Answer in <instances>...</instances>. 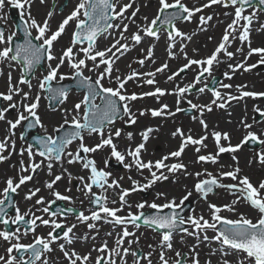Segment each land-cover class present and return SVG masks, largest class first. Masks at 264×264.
<instances>
[{
	"label": "snow or ice",
	"instance_id": "obj_1",
	"mask_svg": "<svg viewBox=\"0 0 264 264\" xmlns=\"http://www.w3.org/2000/svg\"><path fill=\"white\" fill-rule=\"evenodd\" d=\"M6 3L19 10L22 23L16 26L19 32L11 31L7 35L4 28L0 27V65H7L9 68L6 92H0V100L7 102L6 107H0V121H4L7 125L5 135L0 138V163L16 154V141L13 137L16 135L14 130L18 126L23 127L26 122L28 129L43 128L45 135L34 137L38 148L34 149L32 144H28L27 147L20 149L18 177H7L5 186L0 190V197H2L0 198V224L11 223L18 226L15 231H0V240L7 244L4 254H0V264H60L58 260L53 261L51 257L55 251L53 245L59 248L67 264H127L129 255L133 257V264H144V261L147 264H153L151 251L138 256L137 251L131 248L133 243L139 242V237H136L135 232L129 231L127 225L139 229L141 222L159 236L160 264H186V262L187 264H202L196 249L200 243L211 241L219 245L217 249H210V256L219 257L217 264H264V180L254 185L247 175H241L238 157L234 155L249 143L264 148V130L252 131L253 124L248 123L246 118L241 119L239 123L245 132L239 143L233 145L228 132L215 128L210 130L209 124L203 118L205 112L213 111V106L226 109L232 101L264 98V91L246 90L248 88L246 84L236 85V94H233L230 91L222 93L216 88L209 89L208 83L203 82L206 74L211 76L213 66L221 63V55L232 60L236 53L243 54V48H237L236 53L228 50L237 38L241 44L247 42L248 51L241 61L228 64L230 72L224 73L225 78L231 80L237 70L248 72L258 65H264V47H252L250 40L251 25L256 13L244 14L243 6L250 5L252 0H207V3L192 7H189L184 0H157L155 15L151 19L145 15L143 24H137L136 31L131 32L130 35H126L129 33V23L125 21L135 24V18L140 12V8L136 7L130 16L127 15L128 10L134 7V0H128L126 3L122 0H78L74 9L59 22L55 30L50 23L54 15L53 11H48L42 20H38L33 15L32 9L37 0H0V9H3ZM38 3L44 5L46 0H38ZM259 4L264 5V0H259ZM212 5H221L224 8L233 7V18L227 24L222 38L210 55L201 59L190 58L185 51V41H191L192 36L182 32L177 24L181 21L191 22L197 13H201L203 9ZM212 19L211 15H201L199 17L200 31H206V26ZM70 23L74 24V30L70 35L69 43L62 45L57 54L55 45L60 42V38L65 34ZM113 32L118 33V36L113 38V42L103 49L99 48V38L104 36L107 39L112 36ZM19 33H22V42H15L20 40ZM162 34L165 36L168 57L176 58L175 48L179 42V51L186 61L176 72L168 75L167 81H174L185 70L196 66L193 80L184 86L176 84L171 92L154 87L151 91L139 94L129 93L127 85L130 81L140 82L142 80L143 84L156 85V74L165 72L169 65L165 62L154 71L139 72L132 69L129 64L128 68L131 70L125 75L120 73L116 67L117 61L132 48L140 45L145 37L159 41ZM141 51L146 55L134 62L143 67L146 61L153 58L154 45L141 49ZM254 54L260 59L257 64H248V59ZM45 62V72L36 78L37 83L34 86L32 77L37 68L43 67ZM65 68L68 72L63 71ZM13 69L19 73L16 81L13 79ZM86 72L94 76L86 75ZM2 74V69H0V75ZM65 80H74L76 87L83 92L82 99L71 109L62 107L70 94L69 89L61 83ZM106 80L107 85L104 83ZM201 83L203 86L198 88V92L202 94L210 90L213 97L211 102L198 104L188 99L186 103L191 110L199 113V117L193 115L192 119L198 120L203 129L202 135L193 136L191 130L186 133L182 128L177 127L171 133L174 138L179 137L180 139L177 149L154 161H145L142 152L146 151V143L151 134L158 131V129L146 127L139 133L140 143L134 147L129 145L124 151L119 150L114 140L121 137L122 129L112 127L117 120L132 126L138 123L140 117L149 114L153 118L174 117L177 113L185 111L180 104L185 100L186 94ZM21 86H27L28 91H24ZM34 87L38 91L32 95ZM219 87L232 89L233 85L220 83ZM165 95L176 96L174 111L169 108L168 104H161L158 108L132 110L134 101L145 97H154L159 101V98ZM16 97H19V100ZM42 99L49 102L52 111H60L63 114L62 123L53 129V134H47V129L38 112ZM57 105L61 107H56ZM10 110H16L15 119L7 118L6 114ZM253 112L261 117V120H254V123H264V109L254 106ZM245 113H247V106H245ZM85 133L90 137L98 136L99 142L94 145L86 144ZM126 135L129 141L133 140L132 132ZM209 138L214 142L215 151H206L208 149L206 141ZM21 139H24L23 134ZM74 142L78 143L74 150H70ZM189 146L194 149L195 160L185 163L182 157ZM105 147L110 149V158H114L126 170L138 172L145 182L141 183L129 175L127 179L131 181L132 186L124 188L120 181L125 177L110 179L112 174L105 168L98 167L96 160L90 155ZM6 152L7 155H5ZM224 153L233 154L232 160L236 162L235 167L229 166V170H221L215 175L207 168L195 173L189 171L190 163L218 164L221 154ZM25 155L28 158L27 163L23 159ZM37 156L41 158L39 162L35 159ZM129 158L130 162H126ZM169 161L174 162L169 163ZM65 162L68 165L79 164L87 174L74 177L64 167ZM253 162L264 165V150L254 151L249 164ZM108 163L109 160L105 159V167ZM57 164L60 165V173L54 174L53 169ZM45 168L47 175L53 178L45 181L43 186L50 190L55 199L46 200L40 196L35 199V205H40L41 207L36 211L47 214L48 218L44 215H36L31 208L21 212L20 208L15 205L11 194H18V190L23 185L32 181L35 174ZM145 170L148 176L143 175ZM178 173H182L185 177L193 175L196 177L193 189L187 190L179 203L175 197L169 199L167 193L157 192L156 199L163 198L164 203L145 201L136 204L138 210L147 207L155 210V214L145 215L143 211L137 213L128 211L127 216L120 215L125 207L131 208L127 200L131 193L150 189L157 183L169 180L170 177H177ZM65 174L68 176L69 183L73 179L79 181L78 191L82 192L89 204L94 206L87 214L85 211L75 213L77 223L72 224H65L63 219H57L58 216L66 219L65 214L73 213L72 208L59 209L57 212H52L49 208L55 201L72 202L71 196L54 190V186L64 178ZM224 179H230L234 183L225 184L222 182ZM172 182L175 183L176 179H172ZM94 189H99V193ZM216 189L228 191L235 196V199L231 204L222 206L208 202L209 218L203 214L195 215L194 209L192 215L186 217L180 215L182 206L192 196L193 191L207 202L209 194H213ZM40 191L39 187L28 189L24 200H33ZM67 191H71V188ZM110 191L116 197L115 199H109ZM241 202L246 203L258 213L255 220L243 213H239L236 219L222 215L225 211L236 213V205ZM8 207L15 209L14 216H8L6 211ZM165 209L169 211L165 213ZM99 221L113 225L114 229L117 226L121 228V231L116 234L115 246L109 247L105 240L98 246L94 245L86 253L78 252L73 247L75 242L96 239V236H91L89 233L83 236L77 235L75 230L78 224H85L90 231L95 230L98 235L99 229L96 222ZM19 225H27V227L22 231ZM41 226L50 228V231L46 235L37 233V229ZM58 229L63 230L62 237L56 235ZM208 230L214 233L212 237L207 235ZM177 231L182 233L181 243H185V236L195 237L197 240V244L189 249L190 258L184 252L174 248L173 240ZM30 233L32 238L24 242V237ZM106 235L112 236L113 233L109 232ZM129 237H136V239H128ZM61 240L62 242L58 243ZM149 248L155 251L153 245H149ZM93 251L97 253L95 257L92 256ZM167 252H174L175 259L168 258ZM229 256L235 259L230 260ZM204 264H212V260L209 258Z\"/></svg>",
	"mask_w": 264,
	"mask_h": 264
},
{
	"label": "rangeland",
	"instance_id": "obj_2",
	"mask_svg": "<svg viewBox=\"0 0 264 264\" xmlns=\"http://www.w3.org/2000/svg\"><path fill=\"white\" fill-rule=\"evenodd\" d=\"M122 2L126 3V2H128V0H122ZM184 2L189 7H192L194 5L200 6L204 3H207V0H184ZM71 5L72 4H71L70 0H53V1L49 2L47 12L51 10L54 12V14L55 13H63V12H65L66 9L71 7ZM150 5L154 7L152 12L147 11V8ZM136 7L140 8V12L138 13V16L135 18L136 23L133 24L130 21H127V20L125 21L126 23H129V33H127L126 35H130L131 32L136 31V26H137V24H139L138 23L139 20L142 21L140 24H143V17L145 15H147L149 17V19H151L155 15L156 8H157V0H134V7L132 9L128 10L127 15L130 16L131 12ZM11 9H14V8H12L7 3L5 4V7L3 9H0V25L4 28L6 35L9 34L11 31H14V29H13L14 23L10 19V14H11L10 10ZM14 10H15L14 14L18 15L20 18L19 10H17V9H14ZM233 10H234V8L231 6L228 8H224L221 5H212L211 7L203 9V11L201 13H197L193 17L191 22H186V21L179 22L177 24V27H179L182 32L187 33L188 35H195L196 33H199V32H205L204 36H202L201 38H199L197 40V44L204 43L205 47L208 48L211 45V39L210 38L215 36L216 33H213L212 36L210 37V35L208 33V31H209L208 29L206 31H200L199 17L201 15L209 16V15H211L210 13H212L214 15L212 21H215V23L212 26H210V29L211 30L221 29L222 26H221V24H219V21H221L222 17L225 15V13H227L228 11H233ZM253 12L256 13V16L253 19V22L251 25V31L253 32L254 35H256L255 33H257V31L260 27V26H257L256 24L260 23V21H261V23H264V12L251 7V8L245 9L244 14L245 15H251ZM33 15L35 16L34 12H33ZM36 18H38V17H36ZM232 18H233V15L231 17V20H232ZM117 23H119V21H117ZM241 23H243V22H241ZM70 26H71L72 30H74V24L70 23ZM56 27H57V25L54 27V29ZM66 30H67V28H66ZM223 32H224V29L222 32H220V34L223 35ZM117 36H118V33L113 32L112 36H110V38L109 37L107 38V39H110L109 45L113 42V38H115ZM62 37H63L62 39L60 38V42L55 45V49H56L57 54H59L61 46L67 45L69 43V40H70V36H67V37L62 36ZM101 38L104 39L105 41L107 40V39H105L104 36H101L98 40V47H99V43L101 41L100 40ZM236 40H238V38ZM256 41H258L257 37L252 36V38H251L252 47L257 46L255 43ZM156 43H157V41H155L153 38L145 37V39L143 40V42L140 45H137L134 48H132V50L130 52L126 53L123 57L120 58L119 61H117L116 67L119 69V72L127 75L129 73V71L131 70L128 68L129 64H131L132 69L139 70L140 67L134 61L138 58H143V56L146 55V53L142 52L141 49H146L147 47L153 46ZM185 43H186V41H185ZM177 44H179V42ZM176 48H175V51L177 53L176 57L182 56L181 61L184 62L183 54L180 53L177 46H176ZM229 51L236 53L235 49L229 50ZM247 51H248V48L245 49L243 54H241V53L236 54L232 60H229L226 56L221 55L220 56L221 63H219L218 66H214L213 67L214 70H216V71L222 70V71H224L223 73L229 72L230 69L228 68V64L229 63L235 64L236 62L241 61L243 59V55L247 54ZM199 53L202 56V58L205 57L204 51H200ZM195 57L198 58V54H196ZM165 59L167 60V63L170 66V68L175 69L176 65H178V62L177 61L173 62V60L168 58V55H166ZM259 59H260V57L254 54L253 56H251L248 59L247 63L248 64H257ZM152 61L153 60L150 59V60L145 62V64L147 63V66L151 68V70H149V71H153L152 70L153 68H157L159 66L158 64H156V65L151 67ZM180 67H178V69ZM0 69H2V72H3V74L0 75V92H6V80H7V73L9 71V68L7 65H0ZM45 69H46V62L43 65V68L38 69L35 72L34 76L32 77V83L34 86L37 83L36 78L40 77L45 72ZM178 69H175V70L177 71ZM187 70L185 72L181 73L180 76H185V77L188 76V77L186 78V80L184 82H182L180 84L185 85V84H187L193 80L194 75H195L196 66H193L192 68H190L189 69L190 71H187ZM63 71L68 72V69L65 68V69H63ZM237 71H238L237 73L233 74V78L231 80L226 79V78L220 79V75L208 76L206 74L203 82L208 83V86H209L210 81H212L213 79H218L219 81L217 83V86L215 87L217 90H220V87H219L220 83L231 84V85H233V88H235L236 85L247 83L246 85H248V89H250L252 91H257V92L264 91V69L259 70L256 67V68L252 69L251 72H249V71L244 72L243 70H237ZM189 72L192 76H190L188 74ZM85 74L94 76V74L87 73V72ZM12 75H13L14 81L18 80V76H19L18 71L13 69ZM223 76H224V74H223ZM68 81H71V80H65L63 82H68ZM104 83L107 85L108 81L106 80ZM171 85H174V83H172ZM202 86H203V83L197 85L196 88H194L193 92H189L188 94H186L185 100H183V104L180 107L184 108L185 111L191 110L189 108V105L186 103V100L190 99L194 103H197L198 101H200V96L205 95V94H206V96L209 97V100L211 101L213 99L211 91H205L202 94L198 92V88L202 87ZM21 87L24 88V91H28L27 86H21ZM146 90H147V86H146V84H143L142 81H140V82L130 81L127 85V91L129 93L136 92L137 94H139V93L145 92ZM36 91H38V89L36 87H34L32 90V95H35ZM82 95H83L82 92L81 93L70 92L69 96H71L72 98L69 99V97H68V99L71 103V107L75 103L79 102L80 99H82ZM17 100H19V97H17ZM160 102H161L160 98H159V101H157L156 98H154V100H151V99L145 97L141 100H137V101L132 102V110L137 111V109L158 108ZM6 106H7V102L1 100L0 107H6ZM246 106H247V113L244 112V115L245 114L247 115L249 113H253V107L254 106H259L261 109H264V102H260V101L258 102L257 101V104H254L253 106H251V105H246ZM57 107H61V106H57ZM175 107L176 106H174L173 104L171 106L169 105V108L173 111L175 110ZM192 111H193L192 115H182V112H181V113H177L176 116H174V117L153 118L149 114V115H146L144 117H140L139 121L136 125H132V126L128 125L127 130H125V126H127V125L124 124L123 121L118 120L115 123V125L112 127L113 128H121L122 133H121V137L116 138L114 140V142L118 145V148L120 151H124L129 145L134 147L136 144L141 142V137H140L139 133L144 128L152 127V128L158 129V131H154L151 134L150 139L146 143V151L142 152V157L145 161H147V160H153L154 161L156 159H159L163 155L167 154L168 152L176 150L178 143L177 142L176 143H170L171 142L170 139H172V137H173L171 135V133L178 127V126H176V124L180 123L181 120L192 119L193 115L199 117L198 112H196L194 110H192ZM38 112L42 118V121H43L45 128L47 129V134H53V129L55 127H57L60 123H62V115H63L62 112L49 110L48 109V102L45 99L41 100L40 108L38 109ZM16 115H17L16 110H10L6 114L8 119H15ZM222 115H223V112L220 109L213 106V111L212 112H205L203 118L204 119H214V120H216V123L222 124V121H221L222 119L220 118V116H222ZM171 119H174L173 120L174 123H173V121H171ZM6 127H7L6 123L4 121H0V138H3V136L5 135ZM21 129H22V127L18 126L14 130L15 134H16L15 137H13L16 141V154L13 155L14 160L10 164V169L8 170V173L5 172V167H6L5 164H6L7 160L0 163V182L2 183L0 185L1 188L5 186V180L7 177H10V176L11 177H15V176L18 177L19 160L21 159V157L19 156V151L21 148H25L28 145L26 142L23 143L24 140H22L20 137L22 134ZM128 132L133 133L134 138L131 141H129L127 139L126 134ZM37 133L40 136L45 135L44 129L40 128V127H38ZM229 134H231V133H229ZM98 142H99L98 136L93 135L90 137L85 133V143L86 144L94 145L95 143H98ZM77 143L78 142H74V144L72 145V150L75 149ZM190 147L191 146H189L188 149H186V152L188 151V153L190 154L189 158L192 161H194L196 154L194 151H192V152L190 151V149H191ZM5 155H7V152L5 153ZM90 155L92 158H94L96 160L98 167L105 168L106 171H108L112 174L110 179L111 178L119 179L121 176L125 177V179L120 181V183L122 184V186L124 188H130L132 186L131 181H129L127 179V177L129 175H131L133 179L139 180L141 183L145 182L143 179V176H141L138 172H136L135 170H132V171H129L130 172L129 173L128 170H126L122 164L117 162L114 158H110V149L107 147L103 148L102 150L97 151L96 153H92ZM232 155H233L232 153L221 154V156L219 158V163L216 165H212V164L203 165V164L191 163L192 165L189 164V171L195 173L196 171H202L204 168H207L208 171L212 172L215 175L217 172H219L221 170H224V171L229 170V166H231V167L236 166V162L232 160ZM234 155H236L238 157L239 167L241 168V175H247L254 185H258V183L260 181L264 180V165H261L258 162H253V163L249 164V161L252 160L254 152H247L245 150H241V151H238L237 153H235ZM23 159L27 163V160H28L27 155H25L23 157ZM35 159L37 162H39L41 160V158L39 156H37ZM105 159L109 160V163L107 164L106 167L104 164ZM126 162H130V158H129V160H126ZM171 162H174V161H169V163H171ZM75 165L77 166L76 170L80 171L81 173H83L85 175L87 174L86 171L81 169V166L79 164H75ZM111 166L113 168H117V169H112ZM118 166H120V169H118L119 168ZM222 166H223V168H222ZM11 167H13V172H12ZM64 167L67 168L69 172H71V173L73 172L71 165H68L66 162L64 164ZM53 172H54V174L60 173V165L59 164L55 165ZM143 175L144 176L149 175L147 170L144 171ZM41 178H44V179L41 180ZM45 178H46L45 172L44 171L43 172L38 171V173L34 176V179L32 181H29L26 183V184L30 185L28 189L39 187L41 189L40 193L51 194L50 190L43 186L45 181H47ZM172 179H176V182L173 183ZM195 180H196V177L194 175L189 176V177H185L182 173H178L177 177H170V179L167 180V182L165 183V186L162 187V190H160L158 188V186L161 183H157L152 188L147 189L145 191H137V192L131 193L128 196L129 204L131 205V208L129 209L128 207H125V209L121 213L124 216H127L128 211H131L133 213H137L138 211H143L144 213H146L147 211L150 210L149 208L146 207L145 209H141V210H138L136 208V204L141 203V202H145V201H147L148 203H151L153 201H155L158 204L164 203L165 201L163 198L156 199V193L157 192H165V193H167L169 199L175 197L177 200V203H179L180 198L185 194V192L187 190L193 189V185L195 183ZM72 181H74V183ZM72 181H71V183H69L68 176H67V174H65L64 178L61 181H59V185L54 186V190L60 191L62 194L69 195L73 198L71 203L63 201V203H65L67 206L73 207V205H74L75 208L80 209V211H85L87 214L90 211V207L88 206L89 201L83 195L82 192L78 191L79 181L76 179H73ZM222 182L225 184L234 183L230 179H224ZM69 188H71V191H67V189H69ZM28 189L25 190V192H27ZM94 191L99 193L100 190L94 189ZM111 194L112 193L110 191L108 193L109 199L110 200L115 199L116 197L114 195H111ZM52 198L54 199L53 196H52ZM232 200L230 199L229 192L224 190V189H217L213 194H209V196L207 197V202L205 200L201 199L199 197V195L193 191L192 196L188 200L191 202L192 208L185 215V217L187 215H192L193 209H194V214L197 216H199L200 214L208 213V208H207L208 202L217 204L218 206H222L224 204H231ZM246 208L248 210H252L249 207H246ZM239 213H240L239 211H237L236 213H230V212L225 211L222 213V215L229 217V218L236 219V218H238ZM96 223H97V226L99 229L98 235H97L95 230L90 231L85 224H78V226L75 230L76 234L79 236H83L85 233H89L91 236H96L95 240H92V239L88 240V244L91 245V247H89L90 250L93 248L94 245L98 246L101 243H103L105 240H107L109 247H111V244H110V241L108 238L104 237L103 241H100L98 236L102 237L104 232L109 233L112 230H115L118 233L121 231V228L119 226H117L114 229L113 225L105 223L103 221H99ZM185 226H187V225H185ZM127 227H128L129 231L136 233V237H139V242L133 243L131 245V248L133 250H136L137 252H140L141 255L147 254L148 252L151 251L153 253L152 257H151L153 264H160L159 256H158V253L160 251L159 246H158V241H159L158 234L156 232L148 229V228L140 227L139 229H136L132 225H127ZM49 230L50 229L43 230V232H48ZM181 235H182L181 232L175 233L174 237L178 238L179 244L178 245L174 244V248L178 251L184 252L190 258L191 253H190L189 249L192 245L197 244V240L195 239V237L185 236L184 237L185 243H181L180 242ZM207 235L209 237H212L214 235V233L211 230H208ZM136 237H129L128 239L135 240ZM29 240L30 239L28 237H24V242H28ZM82 241H85V240H82ZM59 242H62V240L58 241V243ZM209 243H210V246L212 247V249L219 248V245L215 241H211ZM0 244L6 245V243L3 242L2 240H0ZM149 245H153L155 247V251H153L152 248H149ZM77 246H79V244L77 245L76 243H74L73 247H77ZM125 246L127 247L128 245L126 244ZM54 247H57V246L54 245ZM79 250L81 251V253H84L83 249L80 248ZM56 251L58 252V257H60V259L62 260L63 256L59 252L58 247L56 248ZM196 251H197V249H196ZM96 255H97V253L93 251L92 256L95 257ZM54 256H55V254L52 253L51 257H52L53 261H55ZM167 257L170 259H175L174 252H167ZM234 259H235V257H234ZM63 261H64V259H63ZM65 264H67V262ZM127 264H133V257L131 255H129L127 257ZM144 264H147V262L144 261ZM186 264H187V262H186Z\"/></svg>",
	"mask_w": 264,
	"mask_h": 264
},
{
	"label": "bare ground",
	"instance_id": "obj_3",
	"mask_svg": "<svg viewBox=\"0 0 264 264\" xmlns=\"http://www.w3.org/2000/svg\"><path fill=\"white\" fill-rule=\"evenodd\" d=\"M50 1H53V0H49V1L46 0V3L44 5H40L38 3V0H37V3L33 6V9L32 10H33L35 16L38 17L37 18L38 20H42L44 18V16H46L47 9H48L49 2ZM70 2L72 4L71 7H69L68 9H66L65 12H63V13H55L53 15V17L51 18L50 23H51V26H52L53 30H55L54 27L56 25L58 26L60 20L62 18H64L66 15H68L74 9L76 3H78V0H70ZM153 8L154 7L150 5L147 8V11L148 12H152L153 11ZM227 13H228V15H224L222 17L221 21H219V24H221V26H222L221 29H213V30H211L210 29V26H212L215 23V21H212V20L206 26V28L209 30L208 33H209L210 37L212 36L213 33H216L215 36L211 37V45L208 48L205 47V44L204 43L197 44V40L199 38H201L202 36H204L205 32H199V33H196L195 35H190V36H192V40L191 41H186V48H185V51L187 52V55L190 58L201 59L202 56L199 53L200 51H204L205 52V57H206V56L210 55L211 51H213L215 49V47L219 43L220 39L222 38V35L220 34V32H222L223 29L226 28L227 24L231 22V17H232V15H234V10L233 11H228ZM210 14H211L212 17H214V15L212 13H210ZM141 22H142L141 20L138 21L139 24ZM256 25L257 26H260L261 28L259 27L257 33H255L256 35H254L252 31L250 32V40H251L252 36H256L257 39H258V41L255 42L256 45H257L256 47H264V27H262V26H264V23H261V21H260V23H257ZM72 31L73 30H72L71 26L69 25L67 27V30H66V32H65V34L63 36H66V37L67 36H70L71 33H72ZM62 38L63 37H61V39ZM102 38L100 39L101 41L99 43V48H101V49L109 46V43H110V39H107L105 41ZM165 43H166L165 37H164V35H161V39L159 41H157V43L154 45V56L152 58L153 61L151 62V67L154 66V65H156V64H158L159 65L158 67H160L163 63L167 62V60L165 59L166 58V55H167L166 44ZM177 47L179 49V44H177ZM237 48H243V52H244L245 49L248 48L247 42H245L244 44H241V42L239 41V39L238 40H235V41L232 42V44H231V46L229 47L228 50H233V49L236 50ZM194 49H195V51H194ZM196 54H198V58L195 57ZM236 54H240V53H236ZM181 57L178 56V57H176L174 59H171V60H173V62H176V61L178 62V65H176V68L175 69H178V67H180L184 62H186L185 60H184V62H182L181 61L182 60ZM137 65L140 67V69L137 70L139 72H147V71L151 70V68L147 66V63L143 67H141L138 63H137ZM214 66H218V64H216ZM175 69L174 68H170V66H169V68L167 70H165V72H163V73H157L156 74V77H155L156 82H157L156 85H147L146 84V86H147V90L146 91H151V90L154 89V87H160V88H163V89H167L169 92H171L174 89V87L176 86V84H179L180 86H182L183 84H180V83L184 82L188 76H186V77L185 76H179L174 81H171V82L170 81H167L168 75H170L173 72H176ZM152 70L154 71L155 68H153ZM187 71H190V70L188 69ZM223 72L224 71H222V70L221 71H216L213 68L212 69L211 76L220 75V79H224L225 76H223V74H224ZM237 72L238 71H236L235 73H237ZM249 72H251V71H249ZM188 74L190 76H192L190 74V72ZM172 83H174V85H171ZM245 84H247V83H245ZM246 90L252 91V90H250L248 88ZM219 91H221L222 93H225V92H229L230 91L233 94H236L235 88H233V89H225V90L222 89V88H220ZM71 98L72 97L69 96V99H71ZM146 98H149L151 100H154V97H146ZM16 99H17V97H16ZM69 99L67 100L66 104L63 106L64 108H68V109H71L72 108ZM160 100H161V102H160L159 106L161 104H168L170 106L173 104L174 106H176V96L175 95H165V96L160 97ZM210 102L211 101L209 100V97L206 96V94H205V95L200 96V101H198L197 103L198 104H208ZM182 104H183V101L181 102L180 106H182ZM254 104H257V100L256 99L253 100L252 98H245L242 101H232L231 102V105L229 107H227L226 109H220L223 112V115L220 116V118L223 119V120H225V121H232V123H233L234 120L235 121L241 120L242 118H245L247 116L246 114L244 115L245 106L246 105L253 106ZM229 113H231V115H229ZM170 143H174V142H170ZM70 150H72V145L70 146ZM187 157H188V154L185 152L184 155H183V157H182V159L184 160L185 163H188L187 162V159H188ZM13 160H14V156H12L10 159H8L6 161V164L5 165L8 166L9 164H11L13 162ZM71 168L73 170L72 174H73L74 177L75 176H79V175H85V174L81 173L80 171L76 170L77 169V166L75 164L74 165H71ZM43 171L46 174V178H45L46 180L52 179V177H49L47 175L46 168ZM42 179H44V178H41V180ZM72 182L74 183V181H72ZM166 182L167 181L162 182L158 186V188L160 190H162V187L165 186V183ZM111 195H114V194L112 193ZM229 196H230V199L231 200L232 199H235V196H233L230 193H229ZM246 207H249V206L246 203H243V202H241V203H239V204L236 205L237 211H239L240 213H243V214H245V215H247V216H249V217H251V218H253L255 220L258 217V213L255 210H253V209L252 210H248ZM120 215H123V214L120 213ZM203 215L206 218L207 217L209 218V214L208 213H205ZM110 232L113 233L112 236H108V235H106L108 232H104L103 233V236L102 237H99L98 236V238L100 239V241H103V238L104 237L105 238H108L109 241H110L111 247H114L115 246V238H116L117 232L115 230H112ZM75 243L77 245L79 244V246H77V247L83 249V251L89 250V247H91V245L88 244V240H86V241L80 240V241H77ZM174 244H176V245L179 244V240H178L177 237H174L173 245ZM210 249H212V247L210 246V243L209 242H203V243H200L199 244V247L197 248V252H199V259L201 260L202 264H204V262L207 261L209 258L212 260V264H217V261H218L219 257L218 256H210ZM229 259L230 260H234V257L233 256H229ZM57 260L60 262V264H65L66 263V261H63V260L59 259L58 256L56 258V261Z\"/></svg>",
	"mask_w": 264,
	"mask_h": 264
},
{
	"label": "flooded vegetation",
	"instance_id": "obj_4",
	"mask_svg": "<svg viewBox=\"0 0 264 264\" xmlns=\"http://www.w3.org/2000/svg\"><path fill=\"white\" fill-rule=\"evenodd\" d=\"M261 101V100H260ZM192 115V114H191ZM247 119V122L250 123V124H253V128H252V131H256V132H260L262 130H264V123H254V120L255 121H259L261 120V117L259 116H256V113H249L247 114V116L245 117ZM245 118H242V119H245ZM174 119H171V121H173ZM206 122L209 124V129H213L215 128L216 130H219V131H226L228 133H231L229 134L231 136V143L233 145L239 143L240 139H242L243 135H244V132L245 130L242 128V126L240 125V120H237V121H225V120H221L222 121V124H219V123H216V120L214 119H205ZM174 123V121H173ZM176 126L182 128L186 133L191 130V134L193 136H199V135H202L203 134V129L202 127L200 126V124L198 123V120H193V119H185V120H181L180 123L176 124ZM171 142H174V143H178L177 144V147L180 143V139L179 137H172V139H170ZM206 143L208 144V149L206 151H209V152H212V151H215V147H214V142L212 141L211 138H209ZM190 151H194L193 147L191 146L190 147ZM177 149V148H176ZM188 149V148H187ZM241 150H245L247 152H254V151H261V150H264V148H262V146H258L254 143H249L247 145H245L242 149H240L239 151ZM186 152V151H185ZM188 154V159H187V162L189 163L190 161H192L189 156L190 154L188 153V151L186 152ZM191 164V163H190ZM192 165V164H191ZM203 165H206V164H203ZM208 165V164H207ZM14 167V166H13ZM13 167H11L12 169V172H13ZM10 169V164L8 166L5 167V172L8 173V170ZM17 177V176H15ZM2 183L0 182V185ZM57 185H59V182L57 183ZM30 185L28 184H25L23 185L19 190H18V194H11L12 195V199L14 200L15 202V205L18 206L21 210V212H25V211H28L29 208L32 209V211L35 212L36 215H44L45 218H48L47 217V214H44L42 212H38L36 211L37 208H40L41 206L40 205H35V199L39 198L40 196H43L46 200H54L52 198V195L49 194V193H38L37 194V197H34L33 200L31 201H26L24 200V196L27 192H25V190H27L29 188ZM3 187L1 188L0 187V190H2ZM2 198V197H0ZM56 202V201H55ZM54 204V203H53ZM51 204L50 206L49 205H45V206H49L50 208V211H51V206L53 205ZM65 205L66 208H69L70 206H67L65 203H63ZM70 208H75V206L73 205V207H70ZM7 211V214L9 217L11 216H14L15 215V209L14 208H11L9 209V207L6 209ZM80 211V209H78V212ZM26 219H30V217H26ZM58 220H61L63 219V222L65 224H72V223H77L76 221V217L75 215H67L66 216V219H64L63 217L61 216H58L57 217ZM16 225H13L11 223H9V228H10V231H15V227ZM21 230L23 231L26 227L25 225H21ZM47 229H50L48 227H44V226H41L40 228L37 229V233L39 234H44L46 235L47 232H43V230H47ZM3 230H6L4 224H0V231H3ZM9 231V230H7ZM50 231V230H49ZM62 229H58L56 231V235L58 236H61L62 237ZM29 239H31V233L27 236ZM7 247V244L6 245H3V244H0V254H4V249ZM54 247V245H53ZM55 248V251L53 252V254H55L54 256V259L56 261V258L58 256V252L56 251V248L57 247H54ZM75 249L78 251V252H81L78 248V247H75ZM90 250V249H89ZM89 250H85L84 253L88 252ZM60 259V257H58ZM63 260V259H62Z\"/></svg>",
	"mask_w": 264,
	"mask_h": 264
},
{
	"label": "water",
	"instance_id": "obj_5",
	"mask_svg": "<svg viewBox=\"0 0 264 264\" xmlns=\"http://www.w3.org/2000/svg\"><path fill=\"white\" fill-rule=\"evenodd\" d=\"M251 6H255L257 9H260V10H263V11H264V5H260V4H259V0H252V3H251L250 5H244L243 7H244V8H248V7H251ZM14 20H15V22H16L17 25H20V24L22 23V22H21L19 19H17V18H14ZM0 27H1V26H0ZM161 27H162V26H161ZM16 29H17V31L19 32V29H18L17 27H16ZM19 34L22 36V33H19ZM15 42H22V39H21V40H18V41H15ZM216 82H217V80H214V81L212 82L211 87H214L215 84H216ZM62 85H63L64 87L68 88L69 91H72V90H75L76 92H81V91H82L81 89H79V88L76 87V83H75L74 80H73L72 83H66V84H62ZM49 108H50V106H49ZM50 109H51V108H50ZM36 130H37V127H34V128H31V129H28L27 126H26V124H25V126L23 127V132H24L23 136H24V139H26L27 136H28V134L31 133L32 136H31V139L29 140V142H30V144H32L35 148H38V145L35 144V140H34V137L39 136L38 134H35V133H34ZM93 207H94V206H93ZM190 209H191V204H190L189 202H187V203L185 204V206L182 207V211H180V215L184 216V214H185L187 211H189ZM168 211H169V210H168ZM168 211H166L165 213H167ZM153 214H155V211H152V212L146 213L145 215H153ZM141 225H143L142 222H141ZM143 226H145V225H143ZM137 254H138V256H140L139 253H137Z\"/></svg>",
	"mask_w": 264,
	"mask_h": 264
}]
</instances>
